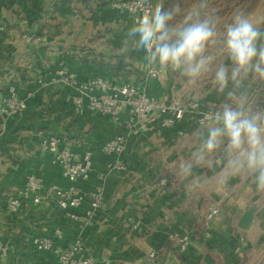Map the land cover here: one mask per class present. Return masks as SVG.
Here are the masks:
<instances>
[{"label": "crops", "instance_id": "1", "mask_svg": "<svg viewBox=\"0 0 264 264\" xmlns=\"http://www.w3.org/2000/svg\"><path fill=\"white\" fill-rule=\"evenodd\" d=\"M68 1L0 0V95L14 83L27 103L21 118H0V239L10 247L6 256H0V264H60L53 252L37 251L30 244L33 236L52 233L54 228L63 232V246L82 237L96 264H154L159 260L171 264H264V194L255 192L254 185L241 178L221 186L214 173L204 168L196 169L190 179L181 180L176 175L179 164L190 159L199 143L196 132L201 126L191 116L172 129L129 134L120 157L126 165L123 171L107 167L118 160L117 156L95 149L87 180L70 182L61 165L51 162L50 155L41 151L42 134H58L66 146L82 152L115 136L121 123L77 116L68 87L59 82L41 87L36 83L39 73L44 74L45 80L57 77L56 70L60 68L68 69L80 81L105 75L146 84L147 93L156 99L186 96L214 106L224 103L232 89L230 82L224 93L216 92L210 74L196 87H188L187 77L171 70L160 80H146V69L144 77L121 79V74L139 72L144 64L143 52L137 55L131 51L135 55L133 63L122 58L126 53L131 58L130 50L122 44L131 21L112 8V0H85L95 8L91 19L88 10L80 13L74 2ZM158 2L166 8L179 2L187 12L194 0ZM210 7L220 18L222 31L237 15L264 30V8L257 7V0H210ZM259 14L260 26L255 23ZM182 19L178 16L175 22ZM29 32L40 34L42 42L26 44L23 36ZM212 51L216 53L217 49ZM220 59L226 61V57ZM249 91L253 105H264V82L251 83ZM125 117L123 114L122 121ZM179 130H184L183 136L178 135ZM27 174L39 176L45 186L76 188L85 193L103 191L104 203L94 210L93 225L82 227L88 204L68 209L67 213L78 216L74 219L59 209L52 198L38 205L24 202L17 212H11L8 201L19 195ZM163 177L169 182L166 186L159 184ZM192 184L198 187L193 189ZM251 201L258 205L255 219L248 230H243L238 221ZM217 203L221 213L211 221L206 236L204 216ZM135 221L140 222L137 229L133 226ZM177 230H185L191 236L185 251L170 237ZM240 231L244 232L248 247L238 253ZM152 251H156L153 262L149 257Z\"/></svg>", "mask_w": 264, "mask_h": 264}, {"label": "clouds", "instance_id": "2", "mask_svg": "<svg viewBox=\"0 0 264 264\" xmlns=\"http://www.w3.org/2000/svg\"><path fill=\"white\" fill-rule=\"evenodd\" d=\"M132 8L139 14L122 44L144 53L143 66L150 75L166 76L171 70L187 77L186 86L196 87L210 74L218 93L232 84L226 101L204 114L196 132L198 146L179 164L178 178H193L196 169L204 168L221 186L241 178L264 194V105H253L249 91L251 83L264 82V30L237 15L222 31L210 0H194L187 12L179 2L166 8L157 0H134ZM178 16L183 19L175 22Z\"/></svg>", "mask_w": 264, "mask_h": 264}, {"label": "built area", "instance_id": "3", "mask_svg": "<svg viewBox=\"0 0 264 264\" xmlns=\"http://www.w3.org/2000/svg\"><path fill=\"white\" fill-rule=\"evenodd\" d=\"M35 1L48 2L49 0ZM133 2L134 0H112L110 4L132 23L134 17L139 14L138 10L132 8ZM42 40V36L35 32L25 33L23 36L26 44L38 45ZM146 74V80H160L163 77V75L153 76L148 72ZM56 75L55 78L45 80L44 74L39 73L36 83L41 87H47L53 82H59L68 87L69 99L77 116L92 120L108 118L113 123H121V129L115 136L98 142L82 152L66 146L58 134L41 135L39 143L41 151L50 155L51 162L61 165L64 177L70 182L89 178L93 168L95 149L103 154L117 156L118 160L108 164L107 167L110 170L123 171L126 165L120 157L126 150L129 134L148 132L155 128L172 129L187 116H191L197 125L201 126L200 121L204 114L219 108L214 105H205L200 100H186L182 97L156 99L147 93L146 84L129 80L121 81L105 75H96L80 81L66 68L56 70ZM26 109V100L19 96L17 85L10 83L6 93L0 95V118L4 121L21 118ZM123 114L126 117L122 121ZM178 135L183 136L184 130H179ZM167 182L165 177L159 180L161 186H166ZM49 198H52L56 206L66 213L69 208L88 204L89 208L86 210V218L82 224L84 228L93 225V212L104 203L103 191L99 189L85 193L76 188L62 189L56 186H45L42 178L35 174H27L19 195L9 199L8 208L11 212H17L24 202L38 205ZM221 209L220 204L217 203L206 211L203 220L206 236L209 235L211 221L220 215ZM67 215L74 219L78 218L73 213H67ZM133 226L136 229L139 228L140 222L135 221ZM170 237L176 239L181 251L187 250L190 246L191 236L185 230H177ZM62 240L63 232L59 228H54L52 233L33 236L30 244L37 251L53 252L60 264H96L95 257L86 251L82 237H77L67 246H63ZM237 241L236 252L240 253L248 247V240L243 231L237 234ZM9 250V245L0 239V256H6ZM149 257L153 262L156 251L150 252ZM154 264H171V261L159 260Z\"/></svg>", "mask_w": 264, "mask_h": 264}, {"label": "rangeland", "instance_id": "4", "mask_svg": "<svg viewBox=\"0 0 264 264\" xmlns=\"http://www.w3.org/2000/svg\"><path fill=\"white\" fill-rule=\"evenodd\" d=\"M261 2V3H260ZM257 7L259 8V9H262V8H264V0H257ZM261 20H262V14H259L258 15V19L255 21V23L258 25V26H260V24H261ZM128 52H129V50L128 49H126ZM126 52V51H125ZM130 54H131V58L129 59V57H127V56H129L128 55V53H126V55H124L122 58H126V60H129L131 63H133V61L132 60H134L133 58V56H135L131 51H130ZM137 55H139V52H137ZM141 60V59H140ZM126 63H128V61L126 62ZM141 66V65H140ZM129 71V70H128ZM144 71H145V68H144V66H142V68L141 69H139V72H136V71H134V70H131V72H130V74H128L127 73V75L124 73L123 75L121 74V79H130V80H132V79H134V78H137V77H141V76H143L144 77ZM183 99H186V100H195L194 98H190V97H186V96H181ZM220 104H221V102L219 103V106H217V107H220ZM208 105V104H207Z\"/></svg>", "mask_w": 264, "mask_h": 264}, {"label": "water", "instance_id": "5", "mask_svg": "<svg viewBox=\"0 0 264 264\" xmlns=\"http://www.w3.org/2000/svg\"><path fill=\"white\" fill-rule=\"evenodd\" d=\"M258 208V205L255 201H251L249 207L246 209V211L242 214L238 221V227L243 230H248L255 219L256 210Z\"/></svg>", "mask_w": 264, "mask_h": 264}, {"label": "trees", "instance_id": "6", "mask_svg": "<svg viewBox=\"0 0 264 264\" xmlns=\"http://www.w3.org/2000/svg\"><path fill=\"white\" fill-rule=\"evenodd\" d=\"M71 2H74V7L78 10V12L82 13L83 9L88 10V16L89 19L96 13L95 8L92 6V3L85 0H69L68 3L71 4ZM76 4H80V6H77ZM169 184V182H167Z\"/></svg>", "mask_w": 264, "mask_h": 264}]
</instances>
